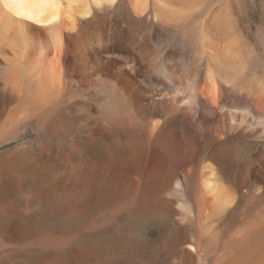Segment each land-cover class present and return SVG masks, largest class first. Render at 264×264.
<instances>
[{
    "label": "bare ground",
    "instance_id": "6f19581e",
    "mask_svg": "<svg viewBox=\"0 0 264 264\" xmlns=\"http://www.w3.org/2000/svg\"><path fill=\"white\" fill-rule=\"evenodd\" d=\"M250 6L264 21V0ZM149 11L154 41L180 37L204 78L157 68L137 34ZM245 14L243 0H0V147L33 136L4 158L31 189L73 180L111 221L165 211L148 239L123 232L132 264H264V73Z\"/></svg>",
    "mask_w": 264,
    "mask_h": 264
},
{
    "label": "rangeland",
    "instance_id": "374dc122",
    "mask_svg": "<svg viewBox=\"0 0 264 264\" xmlns=\"http://www.w3.org/2000/svg\"><path fill=\"white\" fill-rule=\"evenodd\" d=\"M243 1L246 14L242 19V26L248 23V19L252 21L249 32L243 27L242 29L245 33L248 32L249 41L253 47L255 46L258 55L255 71L261 74L264 73V38H261V41L257 40L256 35L258 32L264 33V21L256 15L253 16L250 0ZM148 14L149 19L145 18L143 23H138L137 34L150 37L147 39L152 41L151 58L158 63L157 68L179 69L180 72L185 70L187 75L195 74L199 79L204 78V63L194 59L190 47L183 45L180 37L170 38L164 34L159 42L154 41L150 29L156 27L155 20L151 11ZM206 16L207 14L203 19ZM260 36L263 37L264 34ZM170 50L177 52V59L170 61L171 63L163 61ZM154 75H157L156 72ZM32 138L31 134H24L10 145L0 147V253L2 251L0 261L10 264L18 260L44 259L66 263L74 259L76 262L90 261L92 264H97L100 260L105 264L109 261L113 263L120 261L121 264L128 261L132 264L131 260L135 256L131 260L128 259L131 253L122 242L125 240L123 232H128L129 237L130 232L140 225L148 239L152 232L167 224L161 217L165 211L158 210V214L152 212L153 214L148 213L135 219L123 218L121 224L118 220L111 221L110 211H103L93 202L95 195V198H91L92 195L89 196L91 193H88V200L87 197L81 199L80 195L76 196L78 191L72 186L73 180L71 182L54 180L52 176L39 178L40 181H36L38 185L29 188V178L25 175L26 166L17 165L15 161L4 158L3 151L23 146ZM166 201L175 210L178 209V204L182 203L181 198H168ZM92 202L95 207L92 206ZM112 245L114 246L111 247Z\"/></svg>",
    "mask_w": 264,
    "mask_h": 264
}]
</instances>
